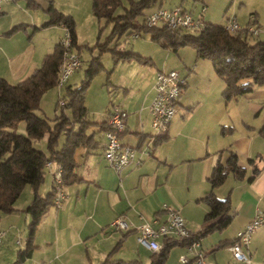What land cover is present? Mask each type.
Returning <instances> with one entry per match:
<instances>
[{"label":"crops","instance_id":"crops-1","mask_svg":"<svg viewBox=\"0 0 264 264\" xmlns=\"http://www.w3.org/2000/svg\"><path fill=\"white\" fill-rule=\"evenodd\" d=\"M198 1L199 12H191L200 15L204 21L224 24L234 16L239 22V14L240 26L253 24L264 28L259 23L258 10L245 9V17H242L244 2L239 3L237 11L228 13L230 4H226V0ZM162 4L163 0L151 5L143 14L157 6L163 7ZM49 5L75 19L93 15L91 4L84 0L80 14L71 9L72 3L63 4L60 0L4 2L0 13V77L11 83L27 77L59 42L63 26H44ZM261 34L264 32L258 36ZM145 36L149 43L135 41L131 49L121 47L122 34L112 37L111 47L123 52L132 51L146 60L115 61L112 58V70L117 69L118 76L111 81L107 79L106 85H114L117 91L122 89L123 96L117 102L111 99V106L104 110L97 109L96 112L90 105L88 107L86 98L90 85L86 87L85 106L90 121L86 133L92 135L93 144L76 149L74 168L78 179L63 185L65 198L61 206L51 204L47 207L32 235L30 254L17 261L19 251L27 245L31 221L24 209L34 195L30 185L24 186L15 203L16 210L0 214V231L3 232L0 264H101L107 258L148 264L153 252L137 243L136 229L119 230L111 225V221L124 215L134 225L143 221L157 225L164 220L162 204L167 203L179 209L188 230L198 233L205 224L208 211V205L202 199L211 190L208 175L218 160L226 159L227 149H233L237 154V163L245 168V175L237 179L233 173H228L224 182L213 188L216 197L228 198L230 222L199 236V243L207 264H237L228 245L258 210L264 212V85L226 99L223 96L225 81L215 73L210 60L197 57L195 50H187L189 45L173 50L152 40L149 34ZM77 40L76 35V44ZM163 68L176 69L185 84L167 134L159 135L155 140L148 131L151 127L148 107L154 94V75ZM111 86L107 89L113 97L115 92L110 93L114 89ZM114 106L127 111L119 140L137 148L120 174L107 164L102 154L106 141L102 123ZM95 114L98 117H94ZM46 142L37 147L47 152ZM147 144L150 155L139 150ZM55 167L54 161L45 167L38 187L40 196H46L53 189L51 171ZM159 241L162 243L161 238ZM249 241L250 264H264V223L253 232ZM181 252L183 244L173 245L163 264H179Z\"/></svg>","mask_w":264,"mask_h":264},{"label":"trees","instance_id":"trees-1","mask_svg":"<svg viewBox=\"0 0 264 264\" xmlns=\"http://www.w3.org/2000/svg\"><path fill=\"white\" fill-rule=\"evenodd\" d=\"M91 12L100 21L112 23L108 37L120 36L129 28L138 35L146 33L154 41L160 42L173 50L180 46L192 47L197 57L211 61L215 73L225 81L223 96L226 99L245 94L254 86L264 85V40L250 41L253 37L245 30L230 31L223 24L204 21L201 29L187 31L182 28H170L166 25L147 26L144 22V9L161 0H90ZM121 7L122 12L117 13ZM48 19L44 26L60 24L70 32L72 46H76L75 20L70 14L58 11L52 5L47 8ZM11 31V30H10ZM101 29L99 28V32ZM8 33V32H7ZM107 42L98 43L101 50L108 49L116 60H146L132 51H118L115 47L108 48ZM79 55V52H77ZM80 56V55H79ZM62 49L57 43L50 53L42 58L40 65L27 77L11 83L0 77V214L12 213L16 210L15 203L25 185L33 189V198L24 209L30 217L28 223L27 245L20 250L17 261L29 255L32 249V235L41 216L53 204L54 188L46 195L40 196L38 187L45 173V161H54L62 168L63 185L78 179L75 172V152L79 146L90 147L93 137L86 133L90 121L87 119L85 93L90 79L102 67L99 56H94L79 86L65 84L59 100L61 108L67 107L71 116L63 110L50 119L39 115L40 99L44 92L56 85ZM19 121L25 123V134L13 131ZM106 129L105 121L102 123ZM65 135L59 146V137ZM46 136L47 152L34 146L33 140ZM160 136H155L158 140ZM224 161L218 160L208 175L211 190L202 199L208 205L204 225L191 238H199L213 228H222L230 222L229 200L220 199L213 193V188L221 185L228 173L241 179L245 168L238 165L237 154L227 149ZM248 161L252 162L251 159ZM234 240V239H233ZM232 240V241H233ZM231 241V242H232ZM185 240L175 237H164L160 249L151 255L148 264H163L169 249ZM230 242V243H231ZM101 264H143L138 260H108Z\"/></svg>","mask_w":264,"mask_h":264},{"label":"built area","instance_id":"built-area-1","mask_svg":"<svg viewBox=\"0 0 264 264\" xmlns=\"http://www.w3.org/2000/svg\"><path fill=\"white\" fill-rule=\"evenodd\" d=\"M6 1L0 0V13L2 5ZM203 7L202 9H204ZM144 22L147 26L166 25L170 28H182L188 30L201 29L204 20L200 15H194L191 11L184 9L181 5L170 8L157 6L144 14ZM230 31L245 30L252 36H258L264 32L259 26L246 24L240 26L234 16L229 17L223 24ZM63 35L59 40L62 49V58L59 66V74L56 86L63 87L69 76L80 66L81 59L78 53L73 49L70 32L66 26H63ZM134 33V36H137ZM185 79L180 76L179 72L174 68L160 69L153 78V97L149 103V112L151 114V127L156 134L155 136L166 135L169 123L179 108V98ZM60 95V94H59ZM63 100H59V104H63ZM127 111L118 106L112 107L105 119L106 129L104 130L105 143L103 145L102 154L107 164L112 167L116 173L120 174L122 169L127 166L134 156L137 148L122 142L119 137L124 130ZM152 140V139H150ZM142 153L150 155L149 144L139 149ZM50 160L45 161V167H49ZM52 172L54 199L53 204L56 207L61 206L65 198V191L62 182V168L59 164ZM164 212V220L154 225L150 222L143 221L138 225H134L126 216L119 215L111 221V225L119 230L136 229V241L146 247L151 252L158 251L161 246L159 239L164 237H175L184 239L183 252L178 255L179 264H207L205 261L204 251L201 249L199 238H191L192 232L188 230L184 218L181 216L179 209L167 203L162 204ZM264 223V212L258 210L255 215L243 227L237 231L236 238L228 245L231 255L237 261V264H250L251 256L247 251L249 240L253 232ZM0 231V238L2 235Z\"/></svg>","mask_w":264,"mask_h":264},{"label":"rangeland","instance_id":"rangeland-1","mask_svg":"<svg viewBox=\"0 0 264 264\" xmlns=\"http://www.w3.org/2000/svg\"><path fill=\"white\" fill-rule=\"evenodd\" d=\"M86 2H89L91 4L90 0H84ZM181 0H163V7H173L180 3ZM63 4H69L72 3L73 6H71V9H76L75 11L80 14L81 12V4L83 0H60ZM183 3L181 4L182 7L186 8L189 11H192L194 14H197L199 12V1L196 0H183ZM244 2V7H241V13L242 17L243 13H245V9L249 11H259V23L260 25L264 26V0H226V4H230L228 8V13H230L232 10L237 11L239 3ZM225 4V6H226ZM33 8V6H31ZM122 12V8L119 7L117 9V13ZM237 14V12H235ZM248 13V12H247ZM77 14V15H78ZM239 14H237L238 21H240ZM75 32L78 36L77 44L74 46V50L76 52H79L81 64L80 67L69 76L67 82L70 84L71 87H77L79 86L81 79L83 78V74H85V69L87 68L88 64L90 63L91 59L94 56H99V61L102 63V67L93 75V77L89 81V90H88V97L86 98V104L93 107V109L97 112V109L104 110L105 107L111 106V99H113L115 102L119 101V98L123 96L122 89H119L117 91V87L111 86V84L106 85L107 79L110 81L115 79L118 76L117 69H113V59L111 57L110 50L104 49L101 50L98 48V43L107 42V46L110 48L111 45L114 43V38H109L108 34L112 30V23H107L105 20L101 19L98 21L93 15H89L88 18L85 16H77L75 19ZM238 22V23H239ZM256 26V25H255ZM99 28L101 31L99 32ZM262 28V27H261ZM264 29V28H262ZM192 32H196L193 30H189ZM64 32V31H63ZM262 33V32H261ZM121 37V47H124L125 49H131L132 44L135 41L148 42L149 38L146 35V33H143L142 36L135 37L134 32L132 28L127 29L124 31ZM63 35V33H62ZM264 39V35L259 36H253L250 37V41H256V40H262ZM147 47V46H146ZM187 50H190L194 52L192 47H187ZM107 86H111L114 88L110 93L112 94L110 97V94L108 92ZM64 86L61 88H58L56 85L52 88H49L44 92L40 99V109L35 110V112L42 116H47L50 119L54 118L55 114H59L61 110L65 112L68 116H71V111L67 107L61 108L59 106L58 100H59V94L63 92ZM90 109V108H89ZM92 111L91 109L89 110ZM94 117H98V115H94ZM16 132H20L22 134H25V123L23 121H19L17 125L15 126L14 130ZM148 131L152 134H156L155 131L152 129V127L148 128ZM65 138V135L62 133L59 137V145H61V141ZM43 141L46 142V137H42L40 139L33 140L34 146L40 147V145H43ZM47 144V143H46ZM43 149H46L45 147ZM81 149V147H80ZM28 186V185H27ZM4 257V255H2ZM11 263V262H10Z\"/></svg>","mask_w":264,"mask_h":264}]
</instances>
